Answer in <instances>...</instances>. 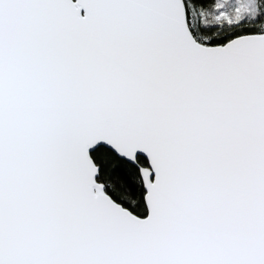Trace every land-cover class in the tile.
Listing matches in <instances>:
<instances>
[{
  "label": "snow or ice",
  "instance_id": "obj_1",
  "mask_svg": "<svg viewBox=\"0 0 264 264\" xmlns=\"http://www.w3.org/2000/svg\"><path fill=\"white\" fill-rule=\"evenodd\" d=\"M0 264H264V0H0Z\"/></svg>",
  "mask_w": 264,
  "mask_h": 264
}]
</instances>
